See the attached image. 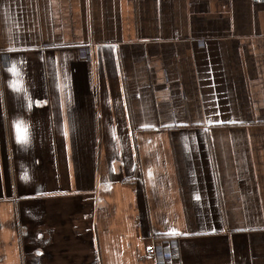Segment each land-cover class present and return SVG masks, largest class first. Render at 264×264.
Here are the masks:
<instances>
[{"label":"crops","instance_id":"crops-1","mask_svg":"<svg viewBox=\"0 0 264 264\" xmlns=\"http://www.w3.org/2000/svg\"><path fill=\"white\" fill-rule=\"evenodd\" d=\"M0 264H264V0H0Z\"/></svg>","mask_w":264,"mask_h":264},{"label":"built area","instance_id":"built-area-1","mask_svg":"<svg viewBox=\"0 0 264 264\" xmlns=\"http://www.w3.org/2000/svg\"><path fill=\"white\" fill-rule=\"evenodd\" d=\"M155 252V248L153 246V244H149L146 248H145V253L147 255H153Z\"/></svg>","mask_w":264,"mask_h":264},{"label":"snow or ice","instance_id":"snow-or-ice-1","mask_svg":"<svg viewBox=\"0 0 264 264\" xmlns=\"http://www.w3.org/2000/svg\"><path fill=\"white\" fill-rule=\"evenodd\" d=\"M11 86V85H10ZM16 90H19V89H16Z\"/></svg>","mask_w":264,"mask_h":264}]
</instances>
